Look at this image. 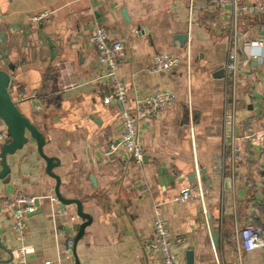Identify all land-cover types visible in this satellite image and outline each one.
Wrapping results in <instances>:
<instances>
[{
	"label": "crops",
	"instance_id": "obj_1",
	"mask_svg": "<svg viewBox=\"0 0 264 264\" xmlns=\"http://www.w3.org/2000/svg\"><path fill=\"white\" fill-rule=\"evenodd\" d=\"M44 11L52 12L48 22H30ZM230 23L209 0L192 6L191 0H0V69L11 74L12 99L44 135L45 155L59 160L53 172L62 197L82 202L92 218L75 242L85 220L75 205L50 201L56 180L30 139V148L7 157L10 176L0 181V264H19V248L28 251L26 264H163L146 250L157 204L171 235L183 240L173 250L177 264H240L236 227H264L260 150L243 140L260 129L264 116V73L251 58L258 50L248 46L264 36V16L241 13L234 117L226 69L234 53ZM97 28L124 46L118 72L127 89L123 105L103 102L105 70L90 42ZM161 54L181 64L153 73ZM162 91L177 98L162 116L140 122L143 161L123 148L108 156L109 145L120 141V110L132 111L138 100ZM1 133L8 129L0 118ZM237 148L243 161L232 168ZM198 183L208 190L205 210L197 200L176 201ZM18 196L40 201L37 213L26 217L23 238L4 204ZM242 264H264V253H243Z\"/></svg>",
	"mask_w": 264,
	"mask_h": 264
},
{
	"label": "built area",
	"instance_id": "obj_2",
	"mask_svg": "<svg viewBox=\"0 0 264 264\" xmlns=\"http://www.w3.org/2000/svg\"><path fill=\"white\" fill-rule=\"evenodd\" d=\"M219 10L227 13L231 19L230 33L234 42V53L230 58L231 61L226 66L229 73L230 84V99L232 100V117L237 111V92H238V71L236 66V54L238 51L239 24L240 17L243 11L264 16V0L262 2L250 4L241 7L238 0H209ZM193 0H191L192 6ZM52 12L44 11L33 15L29 18L34 25H42L50 20ZM192 18V8L190 10V19ZM90 42L96 49L98 56V63L104 68L105 72L101 77V81L108 89V94L104 96L105 105L125 104L128 100L127 89L124 82L119 77L120 61L124 57V46L122 42L112 40L108 32L103 28H97L91 35ZM248 46L257 52H251V58L259 61L264 73V36L249 42ZM189 59V56H188ZM181 64L179 57L171 54H161L154 58L153 73H170L176 70ZM176 94L169 91L157 92L153 95L147 96L144 99L138 100L135 109L127 110L122 108L120 110V118L122 121V132L120 141L118 143H111L107 149V155H115L120 148L127 151L128 155L142 162L145 152L139 141L138 126L140 122L154 119L164 114L168 106H171L176 101ZM8 140V134H0V144H4ZM243 140L252 144L253 147L260 150L261 165L260 170L261 184L264 186V116L261 127L258 131L244 136ZM243 161V153L241 148H237L232 158V168ZM208 190L198 183L190 190L184 191L176 198L177 202L199 201L205 210V198ZM36 198L18 196L14 198L4 199V204L10 212L13 222L14 232L24 237L26 231V217L36 210ZM52 203H57L56 196L50 197ZM61 213L68 215L67 209L62 210ZM234 242L236 247L239 263L242 264L243 253H250L254 251H262L264 253V227L257 228L252 223H248L243 227H236L234 234ZM183 240L181 238H174L168 230L167 223L164 219L160 204L155 206V216L153 221V236L146 244V250L153 255H157L162 259L163 264H177V255L174 249L181 248ZM74 247V240L69 238L67 254L71 255ZM28 251L26 248H19L17 251V258L19 264H26Z\"/></svg>",
	"mask_w": 264,
	"mask_h": 264
},
{
	"label": "water",
	"instance_id": "obj_3",
	"mask_svg": "<svg viewBox=\"0 0 264 264\" xmlns=\"http://www.w3.org/2000/svg\"><path fill=\"white\" fill-rule=\"evenodd\" d=\"M180 42H187V36L180 38ZM12 71V69H9ZM12 83L11 74L5 69H0V118L5 122L8 129V140L1 147V166L0 181H5L10 176V168L7 163V157L14 155L19 150H22L25 146L31 147L30 139L34 140L37 145L38 153L46 163L47 174L56 180V187L54 196L58 201L66 206L75 205L77 208L78 216L85 220L80 226H78V234L75 242L83 236L86 228L90 226L92 218L84 213L82 202L78 200H68L62 197L60 193V179L53 172L60 164L56 158H50L45 155L44 147L46 145V139L44 135L37 129V127L19 110L17 104L12 99L10 94V86ZM40 201L36 200V207L39 208ZM34 212L33 214H36ZM30 214V215H33ZM192 256V253L189 254ZM79 264V262H77Z\"/></svg>",
	"mask_w": 264,
	"mask_h": 264
}]
</instances>
